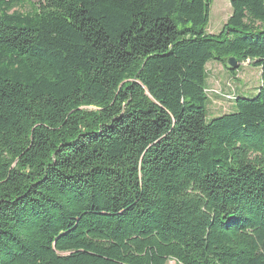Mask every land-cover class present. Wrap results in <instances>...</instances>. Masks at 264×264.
Returning a JSON list of instances; mask_svg holds the SVG:
<instances>
[{
	"label": "trees",
	"instance_id": "trees-1",
	"mask_svg": "<svg viewBox=\"0 0 264 264\" xmlns=\"http://www.w3.org/2000/svg\"><path fill=\"white\" fill-rule=\"evenodd\" d=\"M213 1L0 0V264H264V85L207 87L264 0Z\"/></svg>",
	"mask_w": 264,
	"mask_h": 264
},
{
	"label": "rangeland",
	"instance_id": "rangeland-1",
	"mask_svg": "<svg viewBox=\"0 0 264 264\" xmlns=\"http://www.w3.org/2000/svg\"><path fill=\"white\" fill-rule=\"evenodd\" d=\"M230 15V0H214L211 5L210 23L207 28L208 33L219 34ZM209 71L212 74V78L208 75L207 87L211 96L219 95L223 98H229L232 96V93L242 95L245 89H249L250 91L246 95H243V97L252 98L256 95L257 90L264 85L259 70L249 66L248 63L240 67L236 72V78H234L232 72L226 70L224 66L218 62H214V64L210 65ZM212 101V109L214 110L212 113L215 114V116H211L208 110V121H211L215 117L222 116L223 114H220L218 110H221V113L225 112L223 109H225V105H227L215 99H212ZM233 105L234 103L228 107L232 112L235 111Z\"/></svg>",
	"mask_w": 264,
	"mask_h": 264
},
{
	"label": "water",
	"instance_id": "water-1",
	"mask_svg": "<svg viewBox=\"0 0 264 264\" xmlns=\"http://www.w3.org/2000/svg\"><path fill=\"white\" fill-rule=\"evenodd\" d=\"M228 65H229V68L232 69V70H236L238 69V63L236 62L235 59L231 58L229 61H228Z\"/></svg>",
	"mask_w": 264,
	"mask_h": 264
},
{
	"label": "crops",
	"instance_id": "crops-1",
	"mask_svg": "<svg viewBox=\"0 0 264 264\" xmlns=\"http://www.w3.org/2000/svg\"><path fill=\"white\" fill-rule=\"evenodd\" d=\"M229 18H230V16H229ZM229 18H228V19H229ZM228 19H227V20H228ZM227 20H226V22H227ZM226 22H225V23H226ZM225 23H224V24H225ZM223 26H224V25H223ZM212 64H214V63H212ZM212 64H211V65H212ZM209 67H210V65H209ZM209 67H208V69H209ZM259 73H260V72H259ZM210 74H211V72H210ZM211 76H212V74H211ZM247 90H249V89H247Z\"/></svg>",
	"mask_w": 264,
	"mask_h": 264
}]
</instances>
